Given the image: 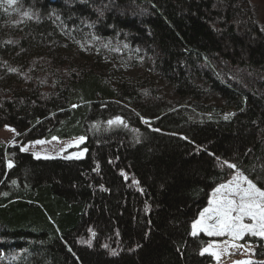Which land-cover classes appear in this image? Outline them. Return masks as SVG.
Listing matches in <instances>:
<instances>
[{
	"label": "trees",
	"instance_id": "16d2710c",
	"mask_svg": "<svg viewBox=\"0 0 264 264\" xmlns=\"http://www.w3.org/2000/svg\"><path fill=\"white\" fill-rule=\"evenodd\" d=\"M263 15L261 0H0L8 264L212 262L192 234L210 190L234 172L264 189ZM79 135L81 157L20 146ZM240 240L264 264V240Z\"/></svg>",
	"mask_w": 264,
	"mask_h": 264
},
{
	"label": "rangeland",
	"instance_id": "374dc122",
	"mask_svg": "<svg viewBox=\"0 0 264 264\" xmlns=\"http://www.w3.org/2000/svg\"><path fill=\"white\" fill-rule=\"evenodd\" d=\"M264 4V0H261ZM264 16V15H263ZM117 68L122 69L124 66L119 63L118 61L115 62ZM137 70V69H136ZM127 75H135V71H133L132 68H129L127 70ZM247 75V74H246ZM250 80V77L247 75V77H244V82H247ZM159 85H162L166 88V90L170 91L169 87L166 85L165 82L161 81V79L158 81ZM161 85V86H162ZM172 102L174 105H179L183 109H188L190 112L193 113V117H196V114L192 111L193 106L191 105V101H183V100H177L175 98L172 99ZM208 102H212L211 100H208ZM219 103L220 100H218ZM199 116V115H198ZM17 130L15 127L11 125H3L0 127V144L4 145H15L18 144L19 141L16 139ZM84 136H72V137H66L59 139L58 137H51L49 139L47 138H35L26 141L25 143L21 144V148L25 149V151L31 152L35 157H41V158H49V157H81L85 154V149L80 148V145L84 141H80L79 138ZM55 138V139H54ZM36 141H45V143H36ZM8 157V156H7ZM10 158L8 157L7 161H9ZM238 176H243L246 178V180H251L253 183H255L251 178H249L246 174L243 172H234L232 176L220 183L221 184H229V182L236 181V178ZM245 181H239L241 187H247V183ZM256 184V183H255ZM219 185L212 188L210 190L207 204L199 211L197 217L193 220L192 225L195 221L200 219V213L205 209L210 207L209 201L212 199L218 198L219 194L214 193V189H216ZM258 188H261L256 184ZM261 190H264L261 188ZM245 223H251L250 220L245 218ZM192 231L193 228H192ZM203 232L207 236H209L205 231H201L199 228L196 229V233ZM247 234V233H245ZM211 237L210 241L208 242L207 246L203 248L209 249L206 253H217L219 256V259L216 258V256H213L212 262L209 264H237V262L241 261H255L258 260L254 256V244L250 242H242L240 239L233 240L230 236L227 234L223 236H209ZM264 240V238H262ZM212 240V241H211ZM235 245V247H233ZM211 246V248H209ZM9 261V258H4L3 252L0 250V264H8L7 260ZM264 260V258L262 259Z\"/></svg>",
	"mask_w": 264,
	"mask_h": 264
},
{
	"label": "snow or ice",
	"instance_id": "6c2138e0",
	"mask_svg": "<svg viewBox=\"0 0 264 264\" xmlns=\"http://www.w3.org/2000/svg\"><path fill=\"white\" fill-rule=\"evenodd\" d=\"M8 3L13 4L15 0H8ZM115 122L123 123L119 117ZM112 123L114 122L109 121V124ZM83 139V137L79 138L80 141ZM36 143H45V141H36ZM8 167L11 168L12 164L9 163ZM229 167L234 168L235 165L230 164ZM245 180V177L238 176L236 181L221 184L214 189V193L219 194L218 198L210 200L211 206L205 208L200 213V219L193 223V235L197 234L196 229L199 228L209 236L227 234L233 240L241 239L245 233L264 238V190L258 188L251 180H246L247 187H241L239 181ZM245 218L251 223H245ZM207 251L209 249H204L201 255ZM211 254L219 259L217 253ZM237 264H251V261H241Z\"/></svg>",
	"mask_w": 264,
	"mask_h": 264
},
{
	"label": "water",
	"instance_id": "95a60500",
	"mask_svg": "<svg viewBox=\"0 0 264 264\" xmlns=\"http://www.w3.org/2000/svg\"><path fill=\"white\" fill-rule=\"evenodd\" d=\"M7 159H8V157H7Z\"/></svg>",
	"mask_w": 264,
	"mask_h": 264
}]
</instances>
